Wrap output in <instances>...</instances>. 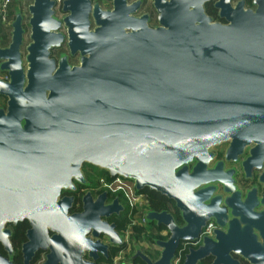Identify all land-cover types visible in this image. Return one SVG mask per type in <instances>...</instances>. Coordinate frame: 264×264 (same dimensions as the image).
<instances>
[{"label": "water", "instance_id": "95a60500", "mask_svg": "<svg viewBox=\"0 0 264 264\" xmlns=\"http://www.w3.org/2000/svg\"><path fill=\"white\" fill-rule=\"evenodd\" d=\"M209 1L152 0L157 28L149 29L148 15H136L141 0H111V9L63 0L61 19L54 16L56 0H32L24 52L15 11L11 40L0 47V70L8 75L0 79L6 98V111L0 109V237L9 244L6 222L43 211L45 233L38 238L30 221L25 262L42 248L40 264H95L108 245L122 244L115 223L106 220L122 211L118 198L104 205V192L95 200L88 192L82 211L71 214L72 198L58 199L61 189H73L72 179L84 182L83 164L174 202L182 224L166 210L147 208V224L162 226L167 237L153 240L155 258L131 240V258L171 264L179 243L196 238L210 218L218 226L214 239L186 252L181 264H197L207 254L205 244L218 241L221 225L205 200L207 192L214 203L220 196L200 175L210 148L226 140L227 153L254 142L248 158L256 150L264 154V0H252L249 8L243 0H217L224 23L206 13ZM64 41L68 54L56 61L51 49ZM74 55L79 65L68 62ZM26 195L28 206L21 202ZM0 264L12 262L0 255Z\"/></svg>", "mask_w": 264, "mask_h": 264}, {"label": "flooded vegetation", "instance_id": "af4514ba", "mask_svg": "<svg viewBox=\"0 0 264 264\" xmlns=\"http://www.w3.org/2000/svg\"><path fill=\"white\" fill-rule=\"evenodd\" d=\"M216 1L217 0H210L207 2V5H209L208 10L211 14L210 16L213 21L224 23L225 21L218 16V9L214 7ZM237 1L239 0H230V3L234 5ZM243 2L245 8L253 7L252 0H243ZM92 3L95 2L92 0ZM111 6L108 9H111ZM16 10L19 11L22 18V28L24 30L23 44L24 42H27V44L30 42V27L28 26L30 15L28 9L24 10L17 0H12L8 23H0V47H6L11 40V23L14 20ZM142 14H147L149 17L147 23L148 28L156 29L157 14L152 5V1L148 9L146 1L141 0L136 15L139 16ZM93 27L94 25L91 24L90 28ZM58 31L64 33V28H59ZM64 43L65 41L61 45ZM61 47L51 49L50 57L57 61L60 55L64 54ZM71 65H79L78 60ZM0 79L7 80V73L0 70ZM0 109L6 111V98L1 95ZM229 143L230 141L226 140L210 148L213 155L208 160L206 167H204L205 170H203V173L200 175L201 181L205 182L206 186H214V194L220 196L219 202L214 203L210 201L211 198L209 197V192H207L205 204L211 205V208H208L210 209L209 212H213V214L216 215L214 217L220 222L221 232L216 243L205 244L207 254L200 259L197 264H264V154H262V151L256 150L255 157L251 159L248 158L251 155V149L255 147L256 143L254 142L244 144L241 151L238 153H227ZM194 164V162H191L189 164V169H192ZM81 171L84 182L80 183L72 179L73 189H61L58 196V199L64 197L72 198L71 206L68 211L69 214L80 213L82 211V200L86 193L89 192L90 198L95 200L98 195L104 192L106 194L104 205L110 203V201L116 197L123 207L122 211L117 216L114 214L110 215V217L106 219L107 222L115 223L117 218L126 220V222L129 221L126 213V204L124 201H121L122 198L105 190V177L102 176L101 170L95 166L83 164ZM205 185H201L200 187H204ZM232 188H234V192H237L236 194L233 193ZM142 194L148 202V197L145 192H142ZM27 197L26 195L24 199L21 200L22 204H25V206L30 204ZM165 203L164 208L161 210L170 212L173 215L175 223L181 225L182 220L179 216V212L174 206V202L168 199ZM191 208L192 210L196 209L193 201H191ZM210 220L214 224L211 235H203L201 230L196 238L179 243L175 254H185L190 249L200 247L204 240L214 239L215 229H217L218 226L214 218H210L209 221ZM30 221L33 222L35 233L37 237L40 238L41 234L45 233L47 226L45 213L43 211H36L28 218L24 217L21 220H17L15 223L6 222L4 225V228L9 230V235L6 236L9 244L3 243L4 235L1 234L0 255L9 258L12 264H40L44 260L43 257L46 254V250L39 248L34 256L25 262L23 245L28 241L27 234L32 228ZM115 225L116 228H118L116 223ZM126 227L122 230H117L121 234V231H125ZM144 227L153 230L154 239H165L167 237V232L162 226H149L146 224ZM153 240L144 241L147 247H142L144 253H147V251L154 246ZM101 241L107 243L104 237H101ZM123 250H125L123 243L118 247L108 245L106 254L100 256L94 263L113 264L114 257ZM132 253L133 246L131 244L130 250L127 255L124 256L125 262L123 264H133L134 258H131ZM225 253L231 260H227L223 256ZM150 254L152 255V253ZM150 254L148 255L153 258ZM213 254L216 255V260L215 257L212 256Z\"/></svg>", "mask_w": 264, "mask_h": 264}, {"label": "built area", "instance_id": "2783aa9c", "mask_svg": "<svg viewBox=\"0 0 264 264\" xmlns=\"http://www.w3.org/2000/svg\"><path fill=\"white\" fill-rule=\"evenodd\" d=\"M17 2L21 4L22 0H17ZM11 3L12 0H0V23H8ZM104 188L122 198L126 204L129 223L125 231H121L122 243L125 246V250H123L124 252L120 251L113 260V264H123L125 262L124 256L127 255L132 244L133 227L145 228L144 226L147 224L144 211L149 208V205L142 192L135 189L134 183L120 176L109 177V179L105 178ZM213 226L214 224L211 220L207 221L202 227V234L211 235ZM171 264H181V255L175 254Z\"/></svg>", "mask_w": 264, "mask_h": 264}, {"label": "trees", "instance_id": "16d2710c", "mask_svg": "<svg viewBox=\"0 0 264 264\" xmlns=\"http://www.w3.org/2000/svg\"><path fill=\"white\" fill-rule=\"evenodd\" d=\"M207 4L208 3L205 4V11H206V13L208 15H211L209 13V10H208V6L209 5H207ZM101 174H102V176H104L107 179H109V177H110L103 170H101ZM141 192H145V194L148 197L149 208H151L153 210H157L158 211V210L163 209L164 205L166 204L165 201L168 200L165 196H162V195H160L159 193H157L155 191L149 190L148 188H144L143 190H141ZM115 223L118 225L117 229L118 230H122V229H124L127 226V223H129V221L126 222V220H120V219L117 218L115 220ZM133 231H134L133 240H135L136 242H139L141 240L151 241V240L154 239L153 230L151 228L148 229V227H145V228L133 227ZM183 256H184V253H181V262L183 260ZM133 264H144V262L141 261L138 258H134Z\"/></svg>", "mask_w": 264, "mask_h": 264}, {"label": "rangeland", "instance_id": "374dc122", "mask_svg": "<svg viewBox=\"0 0 264 264\" xmlns=\"http://www.w3.org/2000/svg\"><path fill=\"white\" fill-rule=\"evenodd\" d=\"M62 1L63 0H56V4L54 6V16L59 19H61L66 14L65 12L61 10ZM145 1H146L147 8L149 9V7L151 6L152 0H145ZM93 2L98 3L103 9H108L111 6V0H93ZM30 3H31V0H23L21 3V7H23L24 10H27V7ZM26 45H27V42H24L23 52H24ZM61 46H60L62 48L61 50L64 51L65 54H68L66 44L64 43ZM77 60H78V55L68 57V62H70L71 64L76 63ZM121 201L123 200L121 199Z\"/></svg>", "mask_w": 264, "mask_h": 264}, {"label": "crops", "instance_id": "0c3cea01", "mask_svg": "<svg viewBox=\"0 0 264 264\" xmlns=\"http://www.w3.org/2000/svg\"><path fill=\"white\" fill-rule=\"evenodd\" d=\"M151 226H155L154 224H150ZM144 241L145 240H141V241H139L138 243H139V245L141 246V250L143 251V249H142V247L143 248H147L146 247V244H144ZM147 242V241H146ZM144 252V251H143ZM150 253H152V255L150 254ZM147 254H150L153 258H155L156 256H157V254H158V248H156L155 246H153L152 248H150V250L149 251H147Z\"/></svg>", "mask_w": 264, "mask_h": 264}]
</instances>
